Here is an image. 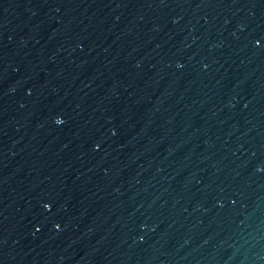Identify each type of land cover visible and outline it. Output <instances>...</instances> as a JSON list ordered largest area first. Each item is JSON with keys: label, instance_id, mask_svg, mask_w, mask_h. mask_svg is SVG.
<instances>
[{"label": "water", "instance_id": "water-1", "mask_svg": "<svg viewBox=\"0 0 264 264\" xmlns=\"http://www.w3.org/2000/svg\"><path fill=\"white\" fill-rule=\"evenodd\" d=\"M0 264H264V0H0Z\"/></svg>", "mask_w": 264, "mask_h": 264}]
</instances>
